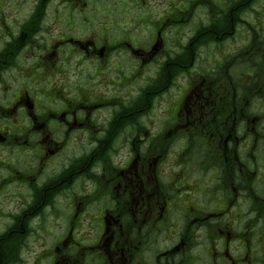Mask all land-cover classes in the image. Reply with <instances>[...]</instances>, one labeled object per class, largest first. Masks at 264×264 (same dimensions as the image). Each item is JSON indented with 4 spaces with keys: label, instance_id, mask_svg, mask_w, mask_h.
Wrapping results in <instances>:
<instances>
[{
    "label": "flooded vegetation",
    "instance_id": "1",
    "mask_svg": "<svg viewBox=\"0 0 264 264\" xmlns=\"http://www.w3.org/2000/svg\"><path fill=\"white\" fill-rule=\"evenodd\" d=\"M39 1L0 44V196L15 202L0 264L24 263L14 233L48 213L66 223L48 264H264V0ZM191 41L217 63L188 67ZM138 79L131 97L96 92ZM175 81L156 128L150 101Z\"/></svg>",
    "mask_w": 264,
    "mask_h": 264
},
{
    "label": "rangeland",
    "instance_id": "2",
    "mask_svg": "<svg viewBox=\"0 0 264 264\" xmlns=\"http://www.w3.org/2000/svg\"><path fill=\"white\" fill-rule=\"evenodd\" d=\"M21 7L25 12L23 15L29 14L30 16H37L42 11V3L39 0H0V44L3 42V38H6L8 35L7 26L9 22L12 21V17L17 16L15 12H18ZM262 11L260 19H264V2L263 6H258ZM162 9V8H161ZM203 13H199L197 18L202 16ZM52 15V14H49ZM8 16V17H7ZM8 20L7 26L5 22ZM196 23L188 25L187 28V37L193 33V30H196ZM240 31H245L243 27L240 28ZM181 45V41H178L176 45L173 46V51L179 48ZM208 52L204 53L202 57L198 58V63L195 67H213L217 63V51L215 48L206 49ZM4 68V67H2ZM6 69V68H5ZM0 71V75L5 70ZM130 69V67H127ZM138 69L137 67H132V70ZM6 72V71H5ZM141 76V70L139 72L138 78ZM142 80H137L128 89L125 91V87L116 86L113 82H104V85H100L96 90L97 93H105L106 97H111L113 95H125V96H133L135 91L140 87L144 86V82ZM85 81H83L84 83ZM88 83V82H87ZM89 84V83H88ZM82 85V84H81ZM181 93V84L176 81L175 86L172 91L169 93V96L163 97L160 99L158 97L154 101V112L152 114L151 122L155 123L156 128L165 127L168 125V115L171 113V103L176 100ZM112 103V102H111ZM111 104H105L104 106V116L109 112ZM9 162V160H8ZM8 171L7 165L0 162V177L6 175ZM15 202L10 195L2 194L0 196V216L2 214V209L5 211L9 210V208H14ZM53 214V213H52ZM48 213L50 219L46 222V229L40 230V233L36 235V238L31 237L28 241V249L25 250L24 263L23 264H48L50 262L51 251H53L56 246V239L59 236H63L65 234L66 223L62 220H58L57 216ZM47 216V214H46ZM45 216V217H46ZM37 222H33L32 224H36ZM48 223V224H47ZM77 234L84 236L81 241L86 240L87 245H92V239L94 237V232L89 229L79 231ZM59 245V244H57Z\"/></svg>",
    "mask_w": 264,
    "mask_h": 264
},
{
    "label": "trees",
    "instance_id": "3",
    "mask_svg": "<svg viewBox=\"0 0 264 264\" xmlns=\"http://www.w3.org/2000/svg\"><path fill=\"white\" fill-rule=\"evenodd\" d=\"M204 25V24H203ZM240 24L238 23L237 24V26H239ZM202 25H200L199 27H201ZM230 26H231V24L230 23H225V24H221L220 26H218V27H213L211 24H209V25H204L203 27H201V29H200V32H205V33H207V36L205 37V39L207 38V39H209L208 38V36H210L211 38L209 39V40H206L205 42H199L198 43V46L201 44V45H203V46H207L208 44H209V42H211V41H216V40H214L213 39V37H214V31L213 30H219L220 28H223V27H226V32H228L229 30H230ZM222 31V30H221ZM198 41H200V38H199V40ZM197 43V41L195 42V44ZM195 44H194V46H191L192 45V41L190 42V44H189V51H188V59H189V65H188V67H194V64H195V62L197 61L198 62V58H197V56H198V54L196 53V54H194V52H192V50H193V48L195 47ZM197 46V47H198ZM193 55H195V58H196V60L195 61H193ZM173 69V68H172ZM175 70H171V72L173 73ZM175 77V76H174ZM163 82H165V79L163 80ZM162 85V83H160V84H158V86H157V89L158 88H160V86ZM146 102V101H145ZM144 102V104L143 105H141L142 106V108H144V107H146L147 105V103H145ZM151 106H152V103H151V101H150V108H151ZM44 201V196H42L41 197V203ZM40 203V204H41Z\"/></svg>",
    "mask_w": 264,
    "mask_h": 264
},
{
    "label": "bare ground",
    "instance_id": "4",
    "mask_svg": "<svg viewBox=\"0 0 264 264\" xmlns=\"http://www.w3.org/2000/svg\"><path fill=\"white\" fill-rule=\"evenodd\" d=\"M219 30H226V27L220 28ZM38 234V232H34L29 230L27 233L21 235L20 233H14V239L17 242L22 243V245H20V248L23 252H25L26 249H28V241L31 237H34V239L36 238V235Z\"/></svg>",
    "mask_w": 264,
    "mask_h": 264
}]
</instances>
